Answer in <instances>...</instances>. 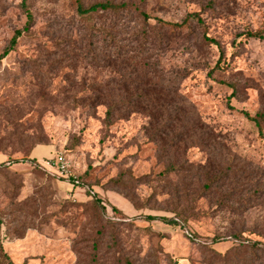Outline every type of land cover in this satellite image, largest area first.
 Returning a JSON list of instances; mask_svg holds the SVG:
<instances>
[{"label":"rangeland","instance_id":"obj_1","mask_svg":"<svg viewBox=\"0 0 264 264\" xmlns=\"http://www.w3.org/2000/svg\"><path fill=\"white\" fill-rule=\"evenodd\" d=\"M77 1L127 7L82 17ZM21 2L0 0V56L20 32L0 59V244L10 261L264 264V140L243 115L264 113V0ZM191 14L200 22L181 30L157 22ZM161 76L194 113L178 125L221 136L208 149L228 175L218 184L197 171L207 148L154 142L136 98ZM56 156L78 186L44 164ZM230 187L239 193L224 202ZM177 188L187 192L180 203Z\"/></svg>","mask_w":264,"mask_h":264},{"label":"trees","instance_id":"obj_2","mask_svg":"<svg viewBox=\"0 0 264 264\" xmlns=\"http://www.w3.org/2000/svg\"><path fill=\"white\" fill-rule=\"evenodd\" d=\"M26 0H22L21 6L24 8ZM127 7L126 3L120 2L118 4L105 2V3H97L92 4L86 8L77 1L76 5V13L79 16H87L90 14L98 13V12H110L113 14H120L124 13L123 11ZM135 8V7H134ZM136 13L139 14V16L145 21V23L150 19L145 13L138 11L137 9H134ZM26 18L27 21L30 22L32 19L29 12L26 11ZM194 18L196 19V22L199 23L200 19L197 15L191 14L187 16L180 24L178 23H167L160 20H157L158 24L165 25L171 28H178L181 30L182 27L188 26V21ZM190 30V29H189ZM20 32L15 33L14 37L10 41V48H13L16 44V39L19 36ZM260 33L256 34H250L252 37H260ZM215 44V43H214ZM5 50L2 55L0 56V59H2L8 51L11 49ZM164 83V78L161 76L159 78V81L156 84H144V87L141 90V94L136 98L137 100V107H140V110L143 112H146L149 116L150 123H149V130L151 132V136L153 137V140L155 143H157L158 147H162L165 150H169L174 148L177 150L180 146L179 144H183L186 149L193 148L200 146L202 148H207V156L210 154V156L206 159V163L202 166L197 168V171H200L203 175L208 176L207 179L211 184L216 183L218 184L221 179L226 178L228 175L225 173V171L222 170V167H216L214 157L212 151H209L210 146H214L222 139L220 135L215 133L213 130L209 128H203L198 126L197 122H192L191 127H188L186 123H183L181 125H178V123L186 122V121H192L193 118V111L191 110V106L189 104H180L175 103L173 101V98L175 93L170 92L171 90L168 89V87H164L162 85ZM169 92V93H168ZM107 100L110 101L109 97L105 96H97L95 98V101H101L102 103H98V105H105L107 104ZM136 103V102H135ZM112 109L110 107H107L105 116L106 119L112 118ZM246 119H248L250 122L254 124V126L257 128L258 137L264 140V131L262 129V124L264 123V113H257L254 116H250L248 113L243 114ZM180 116V119L178 118ZM194 119V118H193ZM195 120V119H194ZM184 127H187L190 129L191 135L184 136L178 131L179 129H183ZM188 138H191V141L189 143L184 142V140H188ZM205 152V150H204ZM166 158H168V154L165 155ZM28 163L32 165H36L34 161H27ZM169 164L166 167V173H170L173 170V163L168 160ZM15 162H12L11 164H14ZM215 165V167H214ZM3 165H0V168H2ZM189 170H186V172ZM59 178V177H58ZM60 180H64L60 177ZM65 181V180H64ZM73 184V186H78L80 183L76 179L75 181L70 182ZM206 188H209L210 192V185H206ZM237 189H233V187H230L228 190L223 192V201L226 200L230 201L232 196L237 195L239 192H237ZM187 192L184 189H176L175 195H173L178 202L181 200H185ZM98 202V201H97ZM180 203V202H179ZM231 212H235L232 211ZM155 217L147 216L144 217L145 221H153L155 220ZM161 222L167 225L171 226H178V222L173 219H160ZM1 219H0V229H1ZM243 228V227H242ZM244 232L242 229L238 231V234L233 235V238H239L242 236ZM0 264H13L6 253L3 251L1 244H0Z\"/></svg>","mask_w":264,"mask_h":264},{"label":"built area","instance_id":"obj_3","mask_svg":"<svg viewBox=\"0 0 264 264\" xmlns=\"http://www.w3.org/2000/svg\"><path fill=\"white\" fill-rule=\"evenodd\" d=\"M49 168H55L58 175L64 179L71 187H74L72 181H75L76 178L73 176L72 172L69 170V163L63 156H56L52 162H45Z\"/></svg>","mask_w":264,"mask_h":264},{"label":"crops","instance_id":"obj_4","mask_svg":"<svg viewBox=\"0 0 264 264\" xmlns=\"http://www.w3.org/2000/svg\"><path fill=\"white\" fill-rule=\"evenodd\" d=\"M69 185V184H68Z\"/></svg>","mask_w":264,"mask_h":264}]
</instances>
